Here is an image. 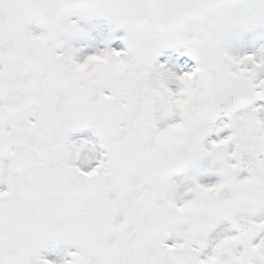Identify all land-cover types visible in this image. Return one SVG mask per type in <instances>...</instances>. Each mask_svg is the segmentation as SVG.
<instances>
[{
    "label": "snow or ice",
    "instance_id": "6c2138e0",
    "mask_svg": "<svg viewBox=\"0 0 264 264\" xmlns=\"http://www.w3.org/2000/svg\"><path fill=\"white\" fill-rule=\"evenodd\" d=\"M0 264H264V0H0Z\"/></svg>",
    "mask_w": 264,
    "mask_h": 264
}]
</instances>
